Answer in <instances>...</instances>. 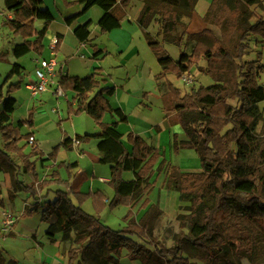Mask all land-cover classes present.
I'll use <instances>...</instances> for the list:
<instances>
[{
  "label": "trees",
  "instance_id": "1",
  "mask_svg": "<svg viewBox=\"0 0 264 264\" xmlns=\"http://www.w3.org/2000/svg\"><path fill=\"white\" fill-rule=\"evenodd\" d=\"M139 1L143 7L137 25L156 60L167 59L168 53L147 31L154 21L163 43L182 49L187 56L185 61L166 64L156 76L157 80L168 74L180 77L181 65L187 71L202 59L206 64L197 65V70L213 80L208 86L199 85L184 94L168 83V94L163 98L164 111L174 115L186 136L185 141L174 139L173 150H193L200 163L198 172L174 173L177 168L170 166V172L165 175L166 189L177 192L180 202L188 203V214L178 216V220L191 228L195 236L191 244L200 253L202 264H235L231 256L238 262L247 260L249 264H264V106L259 108V104L264 103V86L258 82L264 64L261 53H257L254 61L243 60L249 50V36L260 37L264 42V19L251 10L260 0H212L203 21L219 27L224 33L231 32L234 41L231 44V40L229 45L215 36L210 28L189 33L180 22L181 17L192 19L198 0ZM130 2L76 0L66 3L67 7L81 5L82 9L65 23L69 26L91 8L98 7L102 15L96 26L101 33H109L120 28L121 17ZM43 3V0H4V10L10 12L12 18H4L1 24L22 39L21 43L13 45L11 54L15 60L29 53L41 57L44 52L43 42L51 24V13L48 8L40 10L43 18L40 30L36 29L32 15V10ZM252 19H256L255 22L251 23ZM91 24L92 21L87 20L73 30L78 43H88ZM177 27L183 28L180 35L176 34ZM55 40L54 53H57L63 37L57 34ZM102 54V50L93 47V58ZM13 77L18 82L9 83ZM22 80L23 67L14 62L0 87V141L3 142L0 145V165L10 170L13 188L27 194L33 201L32 206L24 210L28 216L38 211L40 199L48 197L49 190L42 197H38V190L50 185L60 186L54 191L55 199L42 207L41 222L48 225L45 234L50 240L57 233L61 234L62 241L71 240L74 235L73 243L77 248L69 251L68 264L72 263L73 255L85 252L90 245L100 249L102 264H121L119 258L123 252L130 262L140 264H194L181 254L185 238L166 248L151 237V220L161 211L149 205L147 199L142 203L143 208L148 207L145 214L139 221L135 220L131 204L141 199L144 189H150L149 180L155 172L154 167L157 165V170L162 172L165 161H160L162 153L138 135L129 133L126 136L130 149L122 143L117 127L127 123V116L109 103L115 88L101 87L102 81L97 79L95 72L85 77L62 75L60 86L77 98L73 113H85L100 131L94 135L65 138L44 155L36 145L28 153H25L26 145H21L33 138L32 133L21 134L23 127H33V112L30 110L28 118L15 125L11 121L16 107V100L11 95L20 89ZM105 114L115 121L104 123ZM259 124L260 133L257 132ZM90 140L98 141L99 163L110 167L109 185L114 196L107 205L100 192L68 194V181L59 179L55 172L50 180L38 181L35 176L38 185H24L19 180L20 174L35 175L36 161L40 164L55 162L60 150L70 151L74 142L84 144ZM36 156V160L31 161ZM76 165L73 163L67 167ZM125 173H132V179L125 180ZM89 197L96 216L82 209ZM119 206H128L129 210L123 217L125 227L116 231L104 225L99 215L106 208L112 210ZM0 264H4L2 258Z\"/></svg>",
  "mask_w": 264,
  "mask_h": 264
},
{
  "label": "rangeland",
  "instance_id": "2",
  "mask_svg": "<svg viewBox=\"0 0 264 264\" xmlns=\"http://www.w3.org/2000/svg\"><path fill=\"white\" fill-rule=\"evenodd\" d=\"M43 1H44L43 5H41L38 9L32 10V15L35 20V27L37 29H40L43 23V18L40 16L39 13L41 9L48 8L51 11V17L54 19V24L60 23L61 15H63V13L65 12L62 9L64 7L61 5V0H43ZM205 1L208 0H204V2ZM211 2L212 0L209 3ZM142 5H143L142 2L139 0H131L128 8L124 11L121 17V25L123 24L122 26L123 30L131 29L132 25L138 28L137 17L141 11L140 9H142L143 7ZM203 5L205 4L199 5L198 7L199 13L201 12L202 9L201 7ZM251 10L255 11L257 15H259L264 19V0H260L258 4L252 6ZM74 11H76V9L74 8L70 10V12H74ZM95 12H97L98 14V12H101V10L98 7H95ZM0 13L2 15V17L0 16V87H1L11 65L16 61L10 52L11 46L14 44L21 43L22 39L20 37L15 38V36L8 29V27L4 25L2 26L1 24L2 20H4V18L7 17L5 15V10H4V0H0ZM194 14H196L195 7H194V12L192 14V18ZM87 18L92 19V24L89 28L91 32V39H93V41H95V43L97 44L102 43L104 45H107L109 48V52L107 53L109 54H106V52H104L105 57L102 60H96L95 62L87 57L86 59H80L74 54L75 53L74 52L75 46L73 43L74 39L73 41L72 39H67L64 51L65 53L68 52L69 54L72 53L74 54V57H76V59L69 61L68 66L70 72L72 73V71H74L78 73V75H82L80 77L90 75L94 72L96 73L100 72V70L94 71V69L92 68L93 67L92 65L94 64L96 68L99 67L103 69L102 73L104 74V76H106L105 78L107 79V83L109 84L115 83L117 85L119 89V93L125 92L122 89V85L124 79H126L128 76L129 77L128 85L132 94L139 92V94L142 96L141 98L142 100L144 98L148 99L149 96L153 95L157 83L158 85L160 84V81L157 80V78L155 80V77L161 71V69L158 67L157 60L150 47L147 46L146 41L144 37H142L141 32L139 31L138 33L139 35H135V40H136L135 43L138 46V48L135 50L134 53H131L133 56L125 60L124 64H120V60H119L120 56L117 55V52L114 50V46L112 42L110 41L109 37L106 35L108 33L105 34L101 33L99 28L96 27L95 25L98 19L97 16L95 15L94 17H92L91 15H89ZM179 20L184 26L187 27V32H188L187 22L189 19L185 17H181ZM255 20L256 19H252L251 23L255 22ZM202 22L204 24L202 30L205 28H210V31L219 39H221L224 44L229 45L231 40H232L231 44L233 43L234 36L231 32L224 33L219 27L215 25L213 26L206 24L203 21V19ZM149 29L151 31L150 34L154 35V38L158 40L157 41L158 43L160 42L162 46L166 44L163 43L162 36L157 35L159 27L158 24L155 23V21L151 23ZM176 30H177L176 32L177 35H180L183 32V28L181 27H177ZM53 31H57V30L54 29ZM53 31L48 32V34L45 37L44 42H45L46 52L50 48V43H51L50 40L55 38L53 36L54 35ZM137 38H140V40L137 41ZM118 43L120 44L123 42H118ZM248 43H249V50L248 53L244 56L243 60L254 61L256 60L257 53L258 54L261 53L262 56L261 61L264 64V42L262 41V39L260 37L249 36ZM165 46L167 50L170 52V56L173 59H175L179 49L173 45L166 44ZM59 52L60 51L56 53L58 56L57 60H59V62L64 65V61L68 60V58L63 60L64 58H62L63 57L62 54L64 55V53H62L60 57ZM184 52L185 51H182L181 58L178 56V58H180L179 59L180 61H182L183 59V54H185ZM16 62L21 64L24 68H23V80L20 85V89L12 94V97L16 99V107L14 113L12 114V119L15 122L17 120H26L29 116L28 114L30 110L31 112H33L32 128L34 129L35 134L40 141V147H41L40 149L49 152V150L52 149V147L54 148L58 144V142H60L63 139V137H66L67 134L65 133V131L68 132V135H73L75 131L88 132V131H93L91 130L92 127L96 128L94 121L87 116L81 117L79 119H75L73 122L72 119H67V117L75 114L69 111V104L65 103V98H60L58 100V104H59L58 107L61 108L62 111H64V114L61 116L59 114L60 112H58L57 117L54 118V115L51 114V107L54 104L56 105V102L53 100L52 97L49 96L51 91L42 94L39 98L32 99L30 97L29 91L26 88L28 85L32 84L33 82V74L35 69L34 65L36 62L35 58L32 55H27ZM205 64H206L205 59H202L197 63L198 66H205ZM197 65L193 66L190 70L187 71L185 70L183 65L180 66L182 75L185 76L186 81H183L182 75L180 77H177L175 74H168L167 77H170L169 79L171 81L170 84H172V86H174L175 88L181 90L182 94L188 93L190 89L197 88L199 85L208 86L212 84L213 80L211 78L199 73V71L196 68ZM201 76H202V80H200V82L195 81L196 78L201 79ZM15 82H18V79L15 77H13L9 81V83H15ZM258 82L260 85L264 86V71L261 74L260 80ZM107 83L104 84V82H101V87L102 86L106 87ZM167 87H168V83H167ZM68 92L70 91H65L66 95H68ZM154 96H158V94H154ZM125 102H126V98L124 100V105ZM230 103L233 104L234 102L230 101ZM140 106L142 107V102ZM151 106H152L151 112L154 113L152 116L154 119H156L154 120L155 121L154 125H156L154 126V130H155L154 134H156V132L160 133L159 126L162 127L161 116L164 115L165 117V115L167 114L165 111L161 110L159 106L156 107L155 105L152 104ZM263 106L264 103L259 104L260 109H262ZM37 109H39V114H37L38 112ZM68 111L72 114H69ZM164 117L163 120H166V125L167 126L171 125L169 127V130L171 132V139H172L171 148L170 151L167 152V156H166V159L169 161V163L166 161L165 155L162 154L163 157H161L160 161L162 159L165 161V166L163 167L162 172H159L157 170L158 166L156 165L155 172L152 175L151 179L149 180V184H151L150 189L148 190L144 189L142 191L141 199L131 204V206L133 207L132 210L134 213L135 220L139 221L148 208V207L146 208L142 207L143 201L147 199L150 203L149 205H154L158 210L161 211V213H159L156 217H154L151 220V237L154 240L160 242L166 248L173 247L179 240L185 238L186 240H183V246L181 249L182 256L188 257L190 261L194 264H202V262L200 261V253L191 244V241H193L195 238L191 228L188 225L182 224L178 220V216L180 215L185 216L188 214V210H187L188 203L180 202L178 193L172 190H168L165 187V183L167 180L165 178V175L167 174V172H170L169 170L170 166H174L177 168L176 170L173 171L174 173L198 172L200 171L199 158L193 150L179 149L176 152L173 150L172 144L174 139H176L179 142L181 141V138H184L185 135L183 133L182 128L175 120L174 115L172 114L168 115L167 119H165ZM27 131H28V126H25L22 131L23 133L22 135L27 134ZM260 131H261V124H259L257 127V132L260 133ZM2 143L3 142L0 141V145H2ZM22 145H26V143L23 142ZM26 148H27L26 152H30V150L32 149V147L29 146L27 147V145ZM88 154L93 155L91 151ZM62 156H63L62 160H65L67 154H64ZM36 158L37 156L33 158V161L36 160ZM87 160H89V158H87ZM36 166L38 168V174L36 170L35 175L34 174L32 175L37 176L40 174L39 176H41L42 179L47 178L48 173H50L52 167L39 164V161H37ZM89 170L90 167L87 168V171ZM156 170L159 172V174L157 173ZM10 175H11L10 170H8L5 166L0 165V210H5L12 216V218L15 221L12 230H14V228L17 225V232L19 234H15L14 231H10L8 233L0 231V258L3 259L4 264H7L8 259L16 262L17 264H68L69 251L73 248L75 249L77 248V246L73 243L74 235H72V239L69 242L66 243L63 242L59 245H57L56 242L53 243V241L47 240V237L45 235V229L48 226L43 225L45 223L41 222V212L38 213L37 211L36 213L31 214L30 216L26 214L21 215L22 207L20 205V200L19 202H15L14 204V199L15 197H17V193L19 192L15 190L12 185L10 186V189L5 190V185L9 181ZM32 175L24 176L23 180H25V182L30 181V179L33 177ZM154 180L155 182L153 183ZM50 186H48V188ZM53 187L52 189H55V186ZM42 194H45L44 191L40 192L39 196H42ZM23 196H26V194H24ZM49 197L50 200H53L54 198L53 195L51 194L49 195ZM21 202L23 203L25 208H28L31 206L32 201L26 198L25 201L21 200ZM41 204L43 203H39V205ZM19 208H21V211H18ZM86 209L89 210V207L86 206ZM127 212L128 211L126 209V206H119L112 210L106 208V210L103 212V216L101 217V221L103 224H107L106 226H109L113 230L117 231L119 229H123L126 225V223L123 221V217L126 215ZM17 214H19L18 217ZM55 236L56 238H58L57 241H59L61 234L57 233L55 234ZM35 241H37L38 245L35 243ZM42 243L45 244L43 245V247L39 245ZM35 244L37 247L35 246ZM125 254L126 252L122 253L121 257L119 258V263L140 264L138 261L130 262L125 257ZM73 258L74 259L71 264H102L103 263L100 256V249L96 245H90L89 249H87L85 252H81L73 255ZM231 259L235 264H249L247 260H242L238 262V260L234 256H231Z\"/></svg>",
  "mask_w": 264,
  "mask_h": 264
},
{
  "label": "crops",
  "instance_id": "3",
  "mask_svg": "<svg viewBox=\"0 0 264 264\" xmlns=\"http://www.w3.org/2000/svg\"><path fill=\"white\" fill-rule=\"evenodd\" d=\"M74 1H76V0H61V5L64 7L62 9L65 12L63 13V15H61L60 23H58V24H54V19L51 17V24H50V27H49V29L47 31V34H48V32L53 31L55 29L57 31H53V34H54L53 36L56 37V35L59 34V35H61L63 37V41H62V44H61L60 50H59L60 51L59 52V56L62 53H64V55L62 54V56H63L62 58H64L63 60H65L66 58H68V60H65L64 61V65H63V64H61L59 62V60H57L58 59L57 54L56 53L54 54L55 55V59H56V61L58 63L57 68H58L59 77H61L62 75H66V74L69 75V76H77V77L82 76V75H78V73H76L74 71H72V73L70 72L68 64H69L70 60L72 61V60L76 59V57H74V54H75V56L79 57L80 59H86V57H87V58H90L94 62L96 60H102L105 57L104 52H106V54H109V53H107V52H109V48H108L107 45H104L102 43L97 44V43H95V41H93V39H91V32H90V39H89L88 43H86V44L78 43L77 40L75 39V37L73 36V30L78 25H81V24L85 23L87 20H91L92 21V19L87 18L89 15H91L92 17H94L96 15L97 18H98L97 21L99 20V18L102 15V11L98 12V14H97V12H95V7H93L85 15L81 16L80 18L75 20L71 25L68 26L65 23V20L70 18V17H72L74 14L79 13L81 11V9H82L81 5H74V6H71V7H67L66 6V3H71V2H74ZM210 1L211 0H208V1H205V2H204V0H198L197 1L196 5H195L196 14H194L193 18L191 20H188V22H187L188 23V32L189 33L200 32L202 30V28L204 27L202 19L204 17V14L207 11L209 5H210V3H209ZM201 4H205V5H203L201 7L202 9H201V12L199 13L198 12V7ZM73 8L76 9V11L70 12V10L73 9ZM50 13H51V11H50ZM5 15L7 16V18H12V14L10 12L5 11ZM0 16L2 17L1 13H0ZM196 23H197V26H196ZM42 25H43V23H42ZM199 25H200V27H199ZM122 26H123V24L120 26L119 29H114L111 32H109L108 34H106L109 37L110 41L112 42V44L114 46V50L117 52V55L120 56L119 57L120 64H124L125 60H127L128 58L133 56L131 53H134L135 50L138 48V46L135 43V41H136L135 40V35H139L138 34L139 31L141 32L139 27L136 28L133 25H132L131 29H127V30H123ZM40 29H37V30H40ZM147 31H148V33H151L149 28H148ZM141 34H142V32H141ZM151 36L154 37V35H152V34H151ZM119 37H120V39H119ZM142 37H143V34H142ZM67 39H72V41L74 39V42H73L74 46H75V51H74L75 53L74 54H72V53L69 54V52L65 53V51H64ZM139 40H140V38H137V41H139ZM50 41H51V43H50V45H51V44H54L56 40H55V38H53ZM118 42H123V43L119 44ZM161 42H162V40H161ZM43 44H44V52H43L41 57L35 55L34 53L27 54V55H32L35 58L36 62H35L34 68L36 67L38 60L47 59L50 56V52H49L50 49L46 52V50H45V42H43ZM146 44H147L148 47H150L148 45V43H146ZM165 45H163V46L161 45V46L163 47V49L165 51H167L168 58L163 60V61H157L158 67L161 69V71L159 73L162 72V68L166 64L171 63V62H177L182 57V55H181L182 49L181 50L179 49L177 56L175 57V59H173L170 56V52L167 50ZM128 46H130V47H128ZM93 47H95V48H97L99 50H102L103 54L100 55V56H97L96 58H93L92 57L93 56ZM12 48H13V45L11 46L10 52L12 51ZM66 54H68V55H66ZM84 54H86V55H84ZM178 56L180 58H178ZM186 58H187V56L185 54H183L182 61H184ZM20 59H18V60H20ZM18 60H16V61H18ZM92 66H93L92 68L94 69V71L100 70V72H97V73L95 72L97 74V79L99 81L104 82V84L107 83V79L105 78L106 76H104V74L102 73L103 69L99 68V67L96 68V66L94 64ZM86 76H88V75H86ZM167 76L168 75H166L162 80H159L160 81L159 85L157 83V86H156V89L154 91V94H158V96H154V94H153V95L149 96L148 99L144 98L143 100L141 99L142 96L139 94V92L134 93V94L131 93L129 85H128V82H129V77L128 76H127L126 79H124L123 85H122V89L125 92H120L119 93V89H118V87H117V85L115 83H113V84L112 83H110V84L107 83V85H106V87H114L115 88L114 95L109 98V103L112 106V108L120 109L127 116V123L119 124L118 127H117V131L122 135V143L128 149H130V146L126 143V136L129 133H133V134L138 135L139 137H141L149 146H151L153 148H156L160 153L164 154L165 155V159H166V156H167V152L170 151V148H171L172 139H171V132L169 130V127L171 125L167 126L166 125V120H163L164 115L161 116V118H162V127L159 126L160 127V133L156 132V134H154V131H155L154 130V126H156V125H154L155 124L154 120H156V119H154L153 116H152L154 113L151 112V108H152L151 104L155 105L156 107L159 106L161 108V110L164 111V104H163V100L162 99L165 98L167 96V94H168L167 83L171 82L169 80L170 77H167ZM83 77H85V76H83ZM184 77L185 76L182 75V79L183 80H184ZM155 80H156V77H155ZM200 80H202V76H201V79H198V78L195 79V81H198V82H200ZM49 96L52 97L53 100L56 102V105L54 104L51 107V114H53L54 118H55V117H57L58 112H60L59 114L62 116L64 114V111H62V109L58 107V105H59L58 104V100L60 98H56L51 93H50ZM119 97H120V99H119ZM64 98H65V103L69 104V106H71V112L73 113L75 111V109H76V106H77L76 95L74 93L68 92V95H66V97H64ZM125 98H126V102H125V105H124ZM141 102H142V107L140 106ZM42 108H43V106H42ZM37 111H38L37 114H39V109H37ZM68 113H69V111H68ZM44 114H46V113H44ZM168 115H170V114L165 115L164 118L167 119ZM85 116H87L85 113H81V114H79V116L78 115H71V116L67 117V119H72V122H73L75 119H79V118L85 117ZM11 121H12V124L15 125L17 123V121H19V120H17L15 122L12 119ZM114 121H115V119L112 118L109 114H105L104 117H103V122L104 123H109L110 124V123H113ZM73 128H75V127H73ZM23 129H24V127L21 129V134H23L22 133ZM91 130H93V131H88V132L75 131L73 135H68V132L65 131V133L67 135H66V137H63V139H65V138L74 139V137L76 135H84V134L94 135V134H96V133H98L100 131V129L97 126H96V128L92 127ZM27 133H32L33 134L34 139L36 141L35 145L37 146V148L41 152H43L44 155H47L48 153L51 152L53 147H52V149L49 150V152H46V151H43L42 149H40L41 148L40 147V141H39L38 137L36 136L35 131H34L33 128H31V129L28 128ZM185 140H186V136H184V138H181V141H185ZM23 142H25L26 145H27V141H23ZM60 142H58V144ZM97 143H98L97 140H90L87 143L78 144V146H74V144H73L72 149L70 151L60 150L59 151V155H58V159L55 162L46 161V162L43 163V165H46L48 167H52L51 170H50V173H48V177L42 179L41 176H39L40 175L39 174V175L36 176L38 178L37 180L38 181L50 180L52 173L55 172L58 175L59 179H61L63 181H68V184H69V187L67 188V193L68 194H70V193L87 194L88 193V194L92 195V194H94L96 192H100V193H102L105 196L106 200L104 201V204L107 205L110 202V200L113 198L114 191H113L112 188H110V185H109V181H110V177H111L109 165H101L99 163V153H98V150H97ZM27 147H28V145H27ZM26 150H27V148L25 149V153H28V152H26ZM90 151L93 153V155L88 154ZM64 154H67V156L65 157L66 158L65 160H62V157H63L62 155H64ZM87 158H89V160H87ZM31 161H33V158L31 159ZM166 161L169 163V161L167 159H166ZM73 163H76L77 165L75 167H69V168L67 167V166H70ZM36 164H37V161H36ZM39 164H40V162H39ZM88 167H90L89 171H87ZM155 169H156V166L154 167V170ZM36 170H37V174H38L37 166H36ZM102 171H104V172H102ZM28 175H32V174L31 173L20 174L19 180L24 185H28V186L31 185V184H36V178L33 175H32L33 177L30 179V181L25 182V180H23L24 176H28ZM69 175H70V177H69ZM132 177H133L132 173H125L124 176H123V178L125 180H131ZM11 185H12V179H11V175H10V179L5 185V190L10 189ZM36 185H38V184H36ZM53 186H55V189H52ZM58 188H60V186L52 185L49 188L47 187L44 190H38V194L40 192H42V191H44V193L46 194L45 191L49 190V194H48L47 199L46 198H42V199L39 200V203H43V204L39 205V203H38V205H39L38 213L41 212L42 207H45V205L48 202H52L55 199L54 191L57 190ZM18 192L19 193H17V197H15V199H14V204H15V202H19V200H20V205L22 207V211H21V208H19L18 211H21L22 213L21 212L20 213L22 215V214H24L25 207H24L23 203L21 202V200L25 201L26 198H28L29 200H31V199L28 197L27 194H26V196H23L25 193H23L21 191H18ZM45 194H42V196H44ZM50 194L53 195V197H54L53 200H50V197H49ZM42 196L38 195V197H42ZM40 201H42V202H40ZM92 202L93 201H92L91 197L86 199V201H84V203L82 204V209L86 213H88L90 215H93V216H96L95 207H94V204ZM32 204H33V201L31 202V206H32ZM86 206L89 207V210L86 209ZM126 209L128 211L129 207L126 206ZM103 212L99 215L100 221H101V217L103 216ZM18 215L19 214H17V217H18ZM43 225L48 226L47 224H43ZM104 225H107V224H104ZM46 229H45V232H46ZM12 231H14L15 234H19L17 232V225L14 228V230H12ZM47 240L53 241V243L56 242L57 245H59V244H61L63 242L66 243V242L70 241V240L62 241L61 240V236H60L59 241H57L58 238H56V236H54L53 240H50L47 237ZM35 243L38 245L37 241H35ZM36 244H35V246H36ZM39 245L43 247V245H45V244L42 243V244H39ZM9 262H12V260L8 259L7 264ZM45 263H46V261H45Z\"/></svg>",
  "mask_w": 264,
  "mask_h": 264
},
{
  "label": "built area",
  "instance_id": "4",
  "mask_svg": "<svg viewBox=\"0 0 264 264\" xmlns=\"http://www.w3.org/2000/svg\"><path fill=\"white\" fill-rule=\"evenodd\" d=\"M55 44V43H54ZM54 44L50 45V56L47 59H40L34 69L33 82L27 86L30 97L32 99L39 98L42 94L51 91L56 98L66 97L65 91L59 84V73L57 61L55 59ZM185 77H184V80ZM78 142H74V146H78ZM29 147H35V140L30 138L27 141ZM14 219L5 210H0V231L10 232L14 226Z\"/></svg>",
  "mask_w": 264,
  "mask_h": 264
}]
</instances>
